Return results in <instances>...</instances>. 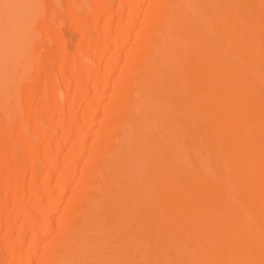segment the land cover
<instances>
[{"label":"bare ground","instance_id":"1","mask_svg":"<svg viewBox=\"0 0 264 264\" xmlns=\"http://www.w3.org/2000/svg\"><path fill=\"white\" fill-rule=\"evenodd\" d=\"M3 1L0 0L1 26L10 16L14 20L10 17L9 25L17 23L21 16L22 22L23 15L28 13L29 17L30 11L34 16L42 3L34 0L41 3L32 5L33 1L28 0L34 8L37 5L35 12L30 10L32 6L27 5V0H11L15 5L10 0H6L7 5ZM70 1L63 10L64 18L81 31L76 46L83 55L90 51L91 63L85 60L83 67L84 63H79L81 55L73 57L63 50L60 13L57 11V18L54 7H50L53 11L47 8V14L53 12V16H46V22L38 20L43 18L40 12L42 16L37 14L40 17L32 24L41 22L38 25L45 35H51L57 43L58 51L52 49V53L58 60L56 76L60 75V79L56 80L50 68L42 70L45 63L51 64L52 53L48 55L50 51L45 53V49L37 52L44 45H30L34 54L39 53L38 62H33H40L37 72L32 69L36 64L31 68L35 77L30 74L29 82L28 67L22 72L25 67L21 66L19 71L17 66L22 77L16 74V78H25V82L18 84L12 70V77H8L18 82L12 81L10 87L20 86L18 90L15 85L20 93L16 89V95L11 93L12 87L3 91L11 101V97L17 99V94L22 95L21 106L27 112L21 120L20 113L11 112L19 117L9 113L5 120L14 117L13 121L5 123L1 120L4 112L0 111V189H4L0 192V230L4 226L0 233V257H7L6 264H30L29 258L36 254L40 238L48 237L41 244L42 251L35 255L37 264L47 259L51 262L47 260V264H264V0H118L120 7H127L125 13L120 8V12L111 11L107 0H88L90 4L85 0ZM18 3L23 12L18 11ZM82 4L90 5L92 11L88 14L89 7ZM12 5L15 11H11ZM16 12L21 16L17 17ZM140 12L143 15L138 24L148 30L132 37H136V42L133 39L124 51L120 74L112 77L113 87L109 91V79L118 67L115 65L119 53L125 49ZM102 14H106V19L99 27L98 38L91 30ZM25 17L27 21L23 22L29 24L32 15ZM114 18L119 21L112 26ZM20 21L10 26L15 30L11 36L16 35L17 39L27 35L24 32L28 30L23 32L27 25L22 22L20 26ZM5 26L9 27L7 22ZM17 26L23 28L21 35ZM11 39L7 43L10 41L15 47L16 39ZM22 40L23 36L19 41ZM18 46L19 49L21 44ZM31 47L24 48L25 52L21 47L20 56L25 57ZM107 50L110 54L106 55ZM13 54L12 60L8 58L11 63L20 58ZM1 57L2 54V64ZM3 58L7 67L22 61L21 58L11 64ZM74 66L84 69L83 75L90 79L89 83L86 79L85 86L77 78L74 80L79 72L73 73ZM22 73H27L26 77ZM130 77L135 79L134 83L139 80L140 85L133 88L132 84L133 89L124 87L125 79ZM71 78L75 83L70 107L66 104L64 109L61 97L69 89ZM117 81H121L119 86ZM104 96L111 102L100 106ZM134 96L138 97L137 104L133 100L136 105H131L129 101ZM89 98L94 99L93 104ZM4 100L5 96L0 99L1 106ZM112 101H117L116 109ZM73 102L76 108L81 106L77 116L73 111L75 104L71 109ZM128 105L134 108L127 116V126L122 127L119 144L113 146V130L120 127L115 118ZM100 108L107 113L108 128L104 131L99 129L102 125L97 126V132L89 138L88 130ZM69 120H77V127L73 125L76 122L71 125ZM90 160L92 163L87 165ZM38 164L47 167L40 178L34 172ZM25 166L30 167V173L33 171L28 178L19 171L23 168L26 173ZM16 168H20L21 175ZM73 176L76 182L68 188ZM65 193L67 200L63 202ZM55 203L62 205L60 215L55 212ZM71 215L76 217L72 216L73 220H80L69 226ZM58 216L61 219L57 220ZM14 230L16 236H12ZM65 231L72 233L67 232L65 237ZM61 238L63 246L60 244L62 247L54 252L53 242L59 243Z\"/></svg>","mask_w":264,"mask_h":264},{"label":"rangeland","instance_id":"2","mask_svg":"<svg viewBox=\"0 0 264 264\" xmlns=\"http://www.w3.org/2000/svg\"><path fill=\"white\" fill-rule=\"evenodd\" d=\"M4 1H5V2H4ZM4 1H3V2H4V4H5L7 1H6V0H4ZM8 1H9V0H8ZM10 1H11V0H10ZM18 1H20V0H18ZM18 1H16V3H17ZM21 1H22V0H21ZM27 1H28V0H27ZM32 1H33V2H32ZM37 1H38V0H37ZM37 1L34 2V0H31L32 5H33V3H36ZM52 1H53V2H52ZM52 1H51V0H42V3H41V1H40L39 3H36L37 5L41 3V4L39 5V6H40V7H39V10H40V12H43V16L41 15L42 13L40 14V12H39V13H35V14H36V15L34 14L35 17L33 16V14H31V15H32V20L29 19V20L31 21V23H30V21H29V24L26 23L25 21H27V20L24 19V16H25V15H26L25 18L28 17V16H27L28 13L26 12L27 14L23 15V20H25L24 22H25L26 25H27V26H26V25H23L24 27H25V26L27 27V28H25V29H23V28L20 27V26H22L21 23L23 22V20H22V22L20 21V20L22 19V16L20 15L21 13L16 12V13L19 14L17 17L21 16V17H20L21 19L18 18V20L20 19L19 21H20V24H21L19 27L17 26V28H19V31H21V29H23V32H24L25 30H27V29L29 30V31L27 30V31L24 32V34H26V32H27V35H25L26 37H25L24 35H22V36H23V40H22V41H19V40L22 38V36H21V38H20V35L22 34V31H21V33L17 31V33H20V35H18L20 39L15 38V37H17L16 35H15V36H14V35L11 36V33H13V30H14V29H13V27H10V26H12V25L14 26L15 24L18 25L17 23H19V21H18L17 23H15V22L12 23L13 21H11L12 25H11V24L9 25V24H8V23H9L8 21L11 20V19H9V18L11 17V18L13 19V16H10L9 14L4 16L3 21H4V20H5V21L7 20V19H5L6 16H8V17L10 16L9 18L7 17V18H8V21H6V22H7V25H8L10 28H9V27L6 28V26H5L6 22H5V24H2L3 26H5V28H2L3 26H1V24H0V54H2L3 57L5 56L7 59L10 57V59L12 60L13 58H11V57H12L11 54H13L14 51H15L16 54L14 53L13 55H15V56L17 55V56H19L20 58H18V57H17V59L14 58V61H15V60H16L17 62H18V61H21V60H18V59H21V58H22V57L20 56V55H21V50L23 49L22 52L24 51V48L26 47V46H25L26 44H27V47H26V48H30L31 46H32L33 48H35V47H39V46H40L39 48H41V46L44 45L43 48H41V49H40L39 51H37V52H40V51H42V49H45V50H46L45 53H47V52L50 51L49 53H47L48 55H50L54 50L56 51L55 48L58 46V45H56L57 43L53 40V37H52L51 35H48V36L45 35L44 30H43V29L41 28V26H40V25H41V24H40L41 22H40V23H39V21H38V23L33 22V24H32V21H35V18L38 19V17H40V16H42L43 18L40 17V19H38V20H41V19L43 20V19H44V21L46 22V21H47V20H45V18H47L46 16H48V15H52V16H53V15H54L53 12H50V13H52V14H47V8L50 10L51 8L54 7V8H53V9H55L54 12L57 13V11H58V13H60V14H59V17L61 18V20H60L59 17H57L58 13H57V14L55 13V16H56L57 18H59V20H60V21L58 20V22L61 23V21H62V23H61L62 25L59 24V30H60L61 36H63L62 38H64V41H63L64 43L62 44V48H63V50L66 49L65 52H66V51H67V53L70 52V55L73 54V57H74L76 54L81 55L80 57H82V58H81V60L79 61V63L81 62L80 64H82V62H83V63H84V65H82L83 67H85V64H86L85 60L87 61V64L91 63V61H92V57H91L90 51L88 50V51L86 52L87 54L84 53V55H83L82 52H80V50H78V48H77V46H76V42H77V40H78V39L80 38V36H81V31H80L77 27L71 25L67 18H64L65 16H64V12H63V10L65 9V5H66L67 2H68V4H69V2H71V1H70V0H69V1H68V0H52ZM77 1H78V0H77ZM77 1H76V2H77ZM107 1H109L108 3H110V5L108 4V6H110V10H111V11L113 10V12H115V11L120 12V11H119V8H120V10L122 9L121 12H123V13H125V12L127 11V7H126L125 5H124V7H122L123 5H121L122 8L120 7V4H119V1H118V0H107ZM173 1H174V0H172V2H173ZM1 2H2V1H1ZM1 2H0V5H1ZM13 2H14V0H13ZM13 2L11 1V3H13ZM29 2H30V1H28L27 5L29 4ZM46 2H47V3H46ZM57 2H58V3H57ZM74 2H75V1H74ZM80 2H81V1H80ZM85 2H87L88 4H90V3L88 2V0H85ZM143 2H144V3H148V0H145V1H143ZM7 3H8V2H7ZM7 3H6V5H7ZM11 3H10V4H11ZM19 3H20V2H19ZM19 3H18V5H17L18 8H17V7H16V8L18 9L19 12H23V11H21V10H22L21 7H20V10H19V6H20ZM23 3L26 4L25 2H23ZM23 3H21V5H23ZM44 3H46V4H44ZM49 3L51 4V6L49 5ZM72 3H73V2H72ZM77 3H78V2H77ZM82 3H84V0L82 1ZM42 4H43V6H42ZM75 4H76V3H75ZM79 4H80V3H79ZM171 4H172V3H171ZM2 5H3V4H2ZM13 5H15V3H13ZM13 5L10 6L11 11H15V7H13ZM29 5H31V4H29ZM32 5H31V6H32ZM34 5H35V4H34ZM37 5H35V8H36V9L34 8V6H32L34 9L31 7L32 9L30 8V10H35V12L38 11V10H37L38 7H36ZM44 5H45V6H44ZM56 5H57V6H56ZM82 5H83V4H82ZM85 5H86V4H84L83 6H85ZM8 6H9V4H8ZM66 6H67V5H66ZM75 6H77V5H75ZM75 6H74V8H75ZM108 6H107V9H106V10H108ZM11 7L14 8V9L12 10ZM27 7L29 8V6H27ZM44 7H45V8H44ZM50 7H51V8H50ZM77 7H78V6H77ZM77 7H76V8H77ZM79 7H80V6H79ZM86 7H89V11H88L87 9H85V11H88L87 13L89 14V12H91L92 9L90 8V5H89V6L86 5ZM171 7H172V6H171ZM171 7H170V8H171ZM4 8L6 9V7H4ZM22 8H24V7L22 6ZM25 8H26V7H25ZM60 8H61V9H60ZM76 8H75V9H76ZM84 8H85V7H84ZM84 8H83V9H84ZM8 9H9V8H8ZM17 9H16V10H17ZM53 9L50 10V11H53ZM58 9H59V10H58ZM77 9H78V8H77ZM81 9H82V7H81ZM115 9H116V10H115ZM168 9H169V6H168ZM168 9H167V10H168ZM0 10H2V9H1V6H0ZM30 10L28 9V12H29ZM42 10H43V11H42ZM49 10H48V11H49ZM60 10H61L62 13L60 12ZM90 10H91V11H90ZM6 11H7V10H6ZM24 11H25V10H24ZM79 11H81V10H79ZM85 11H84V12H85ZM8 12H10V11H8ZM30 12H31V11H30ZM30 12H29V17H31ZM81 12H82V11H81ZM108 12H109V10H108ZM108 12H107V13H108ZM5 13H6V12H4V14H5ZM24 13H25V12H24ZM24 13H23V14H24ZM48 13H49V12H48ZM82 13H83V12H82ZM12 14H13V13H12ZM37 14H38V15L40 14V16H38ZM141 14L143 15V12H140L139 14L136 15V19H135V23H136V25L134 24V25H133L134 27L132 26L133 29L131 30V35H130V36L127 38V40H126L125 49L122 50L123 52H122V51L120 52L121 54L119 53V55H120L119 58H120V59L118 60V62H117L116 65H115V66H118V67H116V68L114 69L115 71L113 72V75H112V76L110 77V79H109V80H110V84L108 85L109 87L107 86V87H108L107 89H108L109 91H110V89L113 87V85H112V83H111L112 80H113V78L116 77L117 73L120 74V73H119V69H120L119 66L122 64L121 59L124 57V54H125L124 51H126L127 48L130 47V43H131V41H133V39L136 38V37H135V38L132 39V37H134V35H136V34L143 33V30H144V32L148 30V29H145V28H144V25H143V26L141 25V26H142L141 28H140V26H139V24H141V23H139L140 20H141ZM13 15H14V14H13ZM16 15H17V14H16ZM90 15H92V14L90 13ZM105 15H106V14L99 15V16H100L99 19L97 18V19H98V21H97V25H96L95 27H93L92 30H91V33L95 31V32H94L95 34H94L93 36L96 35V37H97V34H98V38H99V37L101 38V30L99 31V27L103 24L102 22L105 21V19H106V16H105ZM2 16H3V14H2ZM55 16L52 17V18H55ZM14 17H16V16L14 15ZM17 17H16V18H17ZM29 17H28V18H29ZM33 17H34V18H33ZM62 17H63V18H62ZM83 17H84V16H83ZM83 17H82V18H83ZM87 17H88V16H87ZM0 18H2V17H0ZM16 18H15V20H17ZM48 18H50V17H48ZM52 18H51V19H52ZM101 18H102V19H101ZM84 19H85V18H84ZM84 19H83V21H84ZM137 19H138V21H137ZM13 20H14V19H13ZM115 20H117V19L114 18L113 21L111 20L110 23L112 24V26H114V25H115L116 23H118V21H119V20H118V21L116 22ZM36 21H37V20H36ZM49 21H50V20H49ZM142 21H143V20H142ZM24 22H23V24H25ZM1 23H2V22H1ZM122 23H123V22H122ZM122 23H121V24H122ZM138 23H139V24H138ZM31 24H32V25H31ZM38 24H40V25H38ZM119 24H120V23H119ZM16 25H15V26H16ZM29 25H30V26H29ZM42 25H43V24H42ZM28 26H29V27H28ZM65 26H66V27H65ZM101 27H102V26H101ZM148 27H149V26H148ZM8 28H9V29H8ZM14 28H15V27H14ZM20 28H21V29H20ZM30 29H31V30H30ZM101 29H102V28H101ZM96 30H97V31H96ZM149 30H150V28H149ZM14 31H15V30H14ZM98 31H99L100 34L98 33ZM132 31H133V32H132ZM140 31H141V32H140ZM138 32H139V33H138ZM17 33H14V34H17ZM29 34H30V35H29ZM92 34H93V33H92ZM99 35H100V36H99ZM139 35H140V34H139ZM139 35H138V36H139ZM13 37H14V40L16 39L15 41L13 40L16 48L13 47V43H12V45H11L10 41H9L10 44L7 43L8 39H9V40H10V38L13 39ZM42 38H43L44 40H40V39H42ZM12 39H11V40H12ZM94 39H96V38H94ZM131 39H132V40H131ZM4 40H5V42H6L7 44H9V45H7V44L5 45V44H4V43H5ZM36 40H38V41H36ZM62 40H63V39H62ZM99 40H100V39H98V41H99ZM36 42H37V44H36ZM38 42H39V43H38ZM135 42H136V39H135L134 43H135ZM19 44H21V47H23L22 49H21V47L19 48V49H21L20 51H19V49H18V47H19L18 45H19ZM35 44H36V45H35ZM39 44H40V45H39ZM69 44H70V45H69ZM10 45H11V46H10ZM30 45H31V46H30ZM38 45H39V46H38ZM46 45H47V46H46ZM63 45H64V47H63ZM67 45H69V46H67ZM7 46H8V47H7ZM17 46H18V47H17ZM28 46H29V47H28ZM59 46H60V45H59ZM132 46H133V45H131V47H132ZM135 46H136V45H135ZM6 47H7V48H6ZM10 47H11V48H10ZM32 47H31V49H30L31 51H30V50L28 51L29 53H24L25 55H23V53H22L23 56H25V57L27 56V58H26L27 60H25V57H23V58H22V61H23V59H24V61H23V62L21 61L23 64H25V66H24L23 64L21 65V64H20L21 62L19 63V64H20V66H19V64H18L17 62H13V61H12V63H11V62H10V61H11L10 59L7 60V61L10 62L11 64H13V63H17V65L15 64V66H13L14 64L12 65V66L14 67L15 71H14V69L12 68V66L10 65V63H9V65H10L9 67H11L12 69L9 68V67H7V66H6V63H7L6 60H4L3 57H1V58H2V59H1L2 64H3V62H4V65H5V66L3 65L4 67H2V64L0 63V67H2V68H0V69L3 70V71L5 70V67L8 68V69L6 68L7 71L10 69V71H8V74L5 73V72H7L6 70H5V72L2 71V74L0 73V76L2 77V79L0 78V80H1L0 83L2 84V85H0V86H1V89H0V95H1V93H3L2 95L5 96V100H6V99L8 100V101H7V100H6V101H5V100L2 101V102H4L3 105H2L3 107L1 106V101H0V109H3V110H0V111H1V112H2V111L4 112V115H2V116H4V117H3V118H2L1 116H0V117L2 118L1 120H3L5 123H6V121H10V120L13 121V118H14L15 116H16V117H19V115L16 114V115L14 116L13 114H15V113H18V114H19V113H20L22 117L20 116L18 119L21 120V119L24 117L25 113L27 112V111H26L25 109H23V107L21 106V103H22V105H23V102H22L23 100H22V98H21L22 95L17 94V95H18L17 97H19V98L16 99V96H15V98H14V96L11 97V95L8 94V96L10 95V97H11L12 100H13V101H11L10 98H9L10 100L7 98V96L5 95V94H6L5 92H7V91H6L7 89H9V91H10V89H11V87H12V90H13V91L11 90V91H12L11 93H13L14 95H16V94H15L16 92L14 93V91H15V89H16L15 85H16L18 82H19L18 84H21L20 81H22V79L26 80L25 78H22V79L20 78L21 80H18V79H17L18 77L16 78V74H19V71L21 70V69H20L21 66H22L23 68L25 67V69H23V68L21 67V68L23 69L22 72H24V70H26V66L28 67L27 69L30 70V71H29V70L26 71L28 74H27V73H22V74H24V77H26L25 74H27V77H26V78H27V79L29 78V82H30V78H31L30 74L34 73V72L36 71L35 69H38V68H36V66L39 67L38 65L40 64V62H39L38 64L33 63V62H36V61L38 62V60H39L38 58H39V57H37V56L39 55V53L36 54V52H35V54H34V53L32 52ZM14 48H15V49H18V50H15ZM26 48H25V50H28V49H26ZM57 48H58V47H57ZM60 48H61V47H60ZM64 48H65V49H64ZM110 48L112 49V47L110 46V47L108 48L109 51H110ZM133 48H134V47H133ZM6 49H8V50L6 51ZM10 49H13V52H12V53L10 52L11 54L9 53V50H10ZM37 49H38V48H37ZM52 49H54V50H52ZM34 50H35V49H34ZM34 50H33V51H34ZM45 50H44V51H45ZM61 50H62V49H61ZM63 50H62V51H63ZM108 50H107V52H108ZM138 50H139V49H138ZM145 50H146V49H145ZM16 51L20 52V54L17 53ZM44 51H43V53H44ZM55 51H54V52H55ZM57 51H58V50H57ZM57 51H56V52H57ZM59 51H60V50H59ZM77 51H78V52H77ZM147 51H148V50H147ZM24 52H25V51H24ZM26 52H27V51H26ZM71 52H72V53H71ZM75 52H76V53H75ZM88 52H89V53H88ZM144 52L147 53L146 51H144ZM4 53H5V55H4ZM6 53H9V54H10L9 57H7V54H6ZM30 53H33V55L30 54ZM40 53H41V52H40ZM79 53H80V54H79ZM141 53H143V51H142ZM18 54H19V55H18ZM28 54H29V55H28ZM85 54H86V55H85ZM107 54H110V53L108 52V53H106V55H107ZM52 55H53V57H52ZM54 55H56V54H55V53H52V54H51V57H52V59L50 60V61H51V64H50V62H48L49 64H48V63H45V64L43 63L44 66H42V67H43L42 70L45 72V70L48 71V69L50 68L49 70H52L51 72H52L53 74L55 73L54 76H55L56 80H58V79H60V78H59L60 75H59L58 78H57L56 75H58V74H56V73H57V72L59 73V70H58V69H59V66H58L59 64H58V62L56 63V61H58V60L55 59V56H54ZM143 55H145V54L143 53ZM35 56H36L37 59L35 58ZM68 56H69V55H68ZM33 57H34V58H33ZM105 57H106V56H105ZM6 58H5V59H6ZM32 60H34V61H32ZM54 60H55V62H54ZM89 60H90V62H88ZM27 61H28V62H27ZM30 61H32V62H30ZM52 61H53V62H52ZM5 62H6V63H5ZM26 62H27V63H26ZM30 63H31V64H30ZM32 63H33V64H32ZM34 64H36V65L34 66L35 68H32ZM56 64H58V65H56ZM31 65H32V66H31ZM41 65H42V64H41ZM47 65H48V68H47ZM17 66L19 67V71L16 70V68L18 69ZM75 66H76V64H75ZM75 66H74L73 69H75ZM80 66H81V65H80ZM56 67H58V68L55 70ZM78 67H79V66H78ZM31 68H32L33 70H35V71L32 72V71H31V70H32ZM40 68H41V66H40ZM45 68H46V69H45ZM118 68H119V69H118ZM117 69H118V70H117ZM1 70H0V72H1ZM11 70H12V72H11ZM40 70H41V69H40ZM81 70H83V71H82L83 73L81 72ZM13 71L15 72V74H14ZM16 71H17V72H16ZM53 71H54V72H53ZM55 71H56V72H55ZM74 71H75V72L79 71V72H78L79 74L77 73V75H76V73H75V74H72V76H73V75H74V76H75V75L77 76V77H75V78H74V76H73V78H74V80L77 78L76 81L79 80V84H81V86H82L83 84H84L83 86H85V85L87 84L86 79H87V81H88V80L90 81V79H89L86 75H83L84 72H85L84 69H80V67H79V70L75 69V70H73V73H74ZM117 71H118V72H117ZM9 72L13 73L12 76H14L15 80L17 79L18 82H16L15 80H13V78H12V80H9V77H8V76L11 75ZM36 72H37V71H36ZM40 72H42V71H40ZM120 72H121V71H120ZM3 73H4V77H5V75L7 74L6 77L8 78L7 80L10 81L9 84H8L7 80L5 81L6 77L3 78ZM114 73H115V74H114ZM9 74H10V75H9ZM35 74H36V73H34V74H32V75L34 76ZM41 74H42V73H41ZM85 74H86V73H85ZM19 75H21V74H19ZM19 75H18V76H19ZM28 75H29L30 77H29ZM39 75H40V74H39ZM80 75H81V77H80ZM12 76H10V78H11ZM37 76H38V75H37ZM37 76H36V79H39V80H40L39 76H38V77H37ZM40 76H41V75H40ZM84 76H85V78H84ZM117 76H118V75H117ZM19 77H22V75L19 76ZM34 77H35V76H34ZM112 77H113V78H112ZM83 78H84L85 80H84ZM32 79H34V78H32ZM32 79H31V80H32ZM80 79H81V80H80ZM128 79H129V78H128ZM128 79H125L126 85H125V83H124V81H123V83H124V87H128V88H129V87H131V85L133 84L132 87L135 88V87H138V86L140 85V82H138L139 80L136 81V82L138 83V85L136 86V85H134V84H136V82H135V83L133 82V80H135L134 78H131V77H130L131 81H130V79H129V80H128ZM2 80L5 81V82H3ZM34 80H35V79H34ZM72 80H73V79L71 78V82L68 84V85H69V87H68L69 89H68V90H65V91H64L65 93L63 92L64 94L62 93V97H64V99L61 97V102H62V100H63V103H61V106H63V108H64V105H65V106H66V104L68 105V103L71 101V100H70V99H71V96H70V95H72V92H73L72 90H73V88H74V87H73V86H74L73 83H75V82H73L74 80H73V81H72ZM126 80H127V81H126ZM12 81H13V82H12ZM27 81H28V80H27ZM27 81H26V82H27ZM69 81H70V80H69ZM81 81H82V82H81ZM89 81H88V83H89ZM11 82H12L13 84H14V82L16 83V84L14 85V87H13V86L10 87ZM22 82H25V81H22ZM31 82H32V81H31ZM120 82H121V81H117L118 86L120 85V84H119ZM132 82H133V83H132ZM3 83H6V85H4ZM27 83H28V82H27ZM23 84H24V83H23ZM70 84H71V85H70ZM8 85H9V87H8ZM11 85H12V84H11ZM121 85H122V83H121ZM5 86H7V88H5ZM16 86H17V85H16ZM21 86H23V85H21ZM17 87H18V86H17ZM132 87H131V88H132ZM2 88H3V89H2ZM13 88H14V89H13ZM19 88H20V86H19L17 89H18V90H21V89H19ZM21 88H22V87H21ZM131 88H130V89H131ZM133 88H132V89H133ZM5 89H6V90H5ZM17 89H16V90H17ZM18 90H17V91H18ZM108 90H107V91H108ZM3 91H5V92H3ZM68 91H69V92H68ZM18 92L20 93V91H18ZM13 94H12V95H13ZM19 95H20V96H19ZM97 95H98V93H96V95H94L93 98L95 99V97H97ZM4 96H0V99L3 100ZM121 96H122V95H121ZM123 96H124V95H123ZM1 97H2V98H1ZM13 98H14V99H13ZM68 98H69V99H68ZM93 98H89V100L91 99L90 102H91L92 104L94 103V99H93ZM92 99H93V101H92ZM130 99H132V100H130ZM130 99H129V100H130V101H129V102H130L129 104L132 105V104H135V102H136V104H137V101H135L136 99H138L137 96H134V97H132V98H130ZM20 100H22V101H20ZM133 100H134L135 102H134ZM10 101H11V102H10ZM33 101H34V99H32V102H33ZM106 101L111 102V101L108 100V97H107V96H104V97L101 99V101H100V106H104L105 104L107 105L108 102H106ZM7 102H9L10 104H8ZM32 102H31V103H32ZM105 102H106V103H105ZM131 102H134V103H131ZM12 103H13V106H11ZM29 103H30V101H29ZM104 103H105V104H104ZM16 104H19V105H16ZM62 104H63V105H62ZM69 104H70V103H69ZM73 104H75V105H74V110H73V111L76 112V113H75L76 116L79 115V112H80V114H81V106H79L78 108H76V106H77V105H76V102H73V103L71 104V105H72L71 109L73 108ZM103 104H104V105H103ZM109 104H111V103H109ZM109 104H108V105H109ZM136 104H135V105H136ZM9 105H10V106H9ZM112 105H113L114 109H116L117 101H112ZM112 105H111V106H112ZM131 105H128L127 107H125V109L123 110L122 114H121V113L119 114L120 116L117 115L119 118H115L114 116H116V115L113 116V117L115 118V120H116V119L118 120V121L116 120V121L118 122V125H120V127L117 126V128L114 126L115 129H116V131L113 130V134H114V132H116L117 135L115 136V134H114V135L112 134L113 138H112L111 141H112L114 144L111 143V142H110V143L113 144V146H116V144H119L118 142H120V139H121L122 136H123L124 130H122V127H123L124 125L127 126V124H128V122H127V116H128L129 113H131V111H132V110H130V109H133V108H134V107H133L134 105H133V106H131ZM7 106L9 107V109H8ZM14 106H15V107H14ZM19 106H20V107H19ZM11 107H12L13 109H12ZM16 107H17V108H16ZM68 107H70V106L68 105ZM75 108H76V109H75ZM64 109H66V107H65ZM7 110H8V111L10 110V112L7 113ZM18 110H19V111H18ZM75 110H76V111H75ZM13 111H14V112H13ZM73 111H72V112H73ZM102 111H103L104 114L101 113ZM1 112H0V113H1ZM11 112H12L13 114H12ZM9 113H10V116L13 115L14 117H11L12 119L9 118V119H6V120H5V117L8 118L7 115H8ZM1 114H2V113H1ZM11 114H12V115H11ZM96 114H97V115H96ZM96 114L94 115L95 119H94L92 125L90 126V128H89V130H88V134H87V136H88L89 138H92L93 135L97 132V128H96L97 126H98V128H99V126L102 125L103 128H99V129H100V130H101V129H104V131H106L107 128H108V127H107V126H108V125H107L108 117H107V113H106V111H104V108H100V109L97 111ZM101 114H102V117H101ZM125 115H126V116H125ZM94 117H93V118H94ZM100 117H101V118H100ZM99 118H100V120H99ZM16 119H17V118H16ZM16 119H15V120H16ZM65 120H67V119H65ZM65 120H64V121H65ZM69 121L71 122V120H69ZM116 121H115V122H116ZM72 122H74V123L76 122L75 124H73V125L75 126V127H74V126H73V127L76 128L77 125H78V121H77V120H75V121L73 120ZM72 122H71V125H72ZM124 122H125V123H124ZM9 123H10V122H9ZM96 123H97V124H96ZM98 123H101V124H98ZM113 123H114V120H113ZM113 123H112V124H113ZM114 124H115V123H114ZM116 124H117V123H116ZM122 124H123V125H122ZM25 127H26V125H25ZM112 127H113V126H112ZM109 128H110V127H109ZM120 128H121V129H120ZM26 129H27V128H26ZM99 129H98V130H99ZM123 129H124V127H123ZM125 129H126V128H125ZM100 130H99V132H100ZM117 130H118V133H117ZM100 134H101V133H100ZM104 134H105V132H104ZM104 134H101V136H102V135L104 136ZM108 134H109V132H108ZM106 135H107V133H106ZM104 137H106V136H104ZM116 137H117V138H116ZM56 138H58V136H57ZM108 138H110V136H109ZM118 138H120V139L118 140ZM34 139H35V137H34ZM71 140H72V139L70 138V140L67 141L68 143L66 142L65 145H63V149H64V150L61 151V154H62L63 152H65V149H66V147H67V144H69V142H70ZM89 140H90V139H89ZM108 140H109V139H108ZM115 140H116V141H115ZM34 141H35V140H34ZM35 142H36V143H37V142L39 143V138H36V141H35ZM35 142H34V143H35ZM116 142H117V143H116ZM115 143H116V144H115ZM111 144H110V145H111ZM65 146H66V147H65ZM17 148H19V146H18ZM20 149L22 150V148H20ZM20 149H18V151H20ZM20 152H21V151H20ZM18 153H19V152H18ZM20 154H22V152H21ZM84 157H85V155H84ZM84 157L82 156V157L80 158V160H79V162H81V164H82V162H84ZM92 161H93V160H90V161L86 162V163H88L87 165H89L90 163H92ZM89 162H90V163H89ZM93 164H94V162H93ZM93 164H91V165H93ZM26 166H27V164H26ZM26 166H25L26 173H25V171L23 170V168H22V170H19V171H21V173H22L23 175H25L26 178H28V177L31 175V173H32L33 171L30 173V171H31L30 167H26ZM35 167L39 168V169L36 168V171H34L35 174H37V175L39 174V175H40L39 178H40L42 175H44L43 173L47 170V167H46L45 165H43V164H40V165L38 164V165H36ZM35 167H34V169H35ZM31 168H32V167H31ZM18 169H20V168H16L15 171H17V173H20V172H18ZM13 170H14V169H13ZM37 170H38V171H37ZM40 170H42V171H41V174H40ZM43 170H44V171H43ZM15 171H13V173H14ZM15 173H16V172H15ZM17 173H16V174H17ZM21 173H20V175H21ZM28 173H30V175H29ZM28 175H29V176H28ZM75 176H77V175L75 174ZM75 176H73V179L71 180V182H69L70 184H68V186H67L68 188L70 187L69 185H73L72 183H74V181H75ZM75 182H76V181H75ZM90 189H93V187L90 188ZM20 190H21V189H19V191H20ZM22 190H23V189H22ZM93 190H94V189H93ZM3 191H4V189H3V190L0 189V192L3 193ZM25 191H26V187H24V190H23V193H24V194L26 193ZM21 192H22V191H21ZM91 192H92V191H91ZM20 194H21V193H20ZM24 194H22L21 196L23 197ZM90 194H91V193H90ZM90 194H88V195L90 196ZM63 197H65V198H63V202H64V201L67 200L66 193L64 194ZM25 198H26V194H25ZM25 198H24V199H25ZM39 198H40V195H39ZM37 199H38V198H37ZM38 200H39V199H38ZM38 200H36V201H38ZM33 202H34V201H33ZM57 204H58V203H55V205H54V207L56 208V209H55V210H56L55 212L58 213V214L60 215L59 212H60V210L62 211V205H61V204H58V205H57ZM56 205H57V206H56ZM88 206H89V205H88ZM79 210H80V209H79ZM61 214H62V212H61ZM72 216H73V215H71L70 218H71ZM78 216H80V215L77 214V217H78ZM70 218H69V226L75 225V224L80 220V218L74 219L75 221H77V220L79 219V220L75 223V221L72 219V218H76L75 215L71 218L72 220H71ZM59 219H61V218H59V216H58V217H57V220H59ZM71 221H72V222H71ZM70 223H71L72 225H71ZM73 223H75V224H73ZM2 227H3V229H2ZM2 227H1L0 233L4 230V226H2ZM67 232H70V231H65V232H63V234L65 235V237H66V233H67ZM71 233H72V232H70V234H71ZM16 234H17V232L14 230V231L12 232V236H13V235L16 236ZM51 234H52V233H51ZM63 234H62V238H63ZM67 235H69V233H68ZM24 236H26V234H25ZM50 236H51V235H49V237H50ZM26 237H27V236H26ZM26 237H25V238H26ZM36 237L39 238V235H37ZM47 238H48V237H44L43 239H42V237L40 238V241H39V243H38V244H39V245H38V248H36V254H38V253H40V251H42V249H41V248H42V245L45 243V241L47 240ZM62 238H61V239H62ZM58 239H59V238H58ZM57 241H58L59 243H55V242H53L54 245L51 244V245H52L51 250H53V251H54L55 249L58 250V248L60 249V247L63 246V243H64L63 239H62V241H59V240H57ZM50 243H52V242H50ZM41 244H42V245H41ZM60 244H61L62 246H61ZM51 245H50V246H51ZM59 245H60V246H59ZM48 246H49V245H48ZM48 249H49V248H48ZM48 249H47V250H48ZM49 250H50V249H49ZM49 250H48V251H49ZM49 252H51V251H49ZM54 252H55V251H54ZM0 254H1V253H0ZM36 254H35V255H36ZM35 255H34V257H31L32 259L29 258V261H30L29 263H30V264H37V261H36V259H35ZM46 258H48V256H47ZM0 259H3V260L0 261L1 264H6V263H7V262H6V261H7V257H5V256H4V257L1 256ZM27 260H28V259H27ZM47 260H48V259H47ZM47 260H46V261H47ZM46 261L43 262V263H40V264L51 263V262H49L50 260H48L47 263H46ZM24 262H26V261H24ZM27 262H28V261H27Z\"/></svg>","mask_w":264,"mask_h":264}]
</instances>
